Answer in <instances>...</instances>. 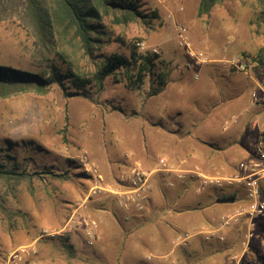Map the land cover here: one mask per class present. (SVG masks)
<instances>
[{
	"label": "rangeland",
	"instance_id": "374dc122",
	"mask_svg": "<svg viewBox=\"0 0 264 264\" xmlns=\"http://www.w3.org/2000/svg\"><path fill=\"white\" fill-rule=\"evenodd\" d=\"M136 1L142 16L128 23L104 19L94 54L80 55L78 63L94 70L95 63L112 52L129 58L134 46L140 51L157 48L154 53L171 68L165 93H154L153 73L140 88L131 87L129 76L136 75V67L130 59L102 86L93 81L78 89L66 79L65 85L55 84L46 94L30 91L0 98V163L34 173L21 180L0 178V264H9V255L17 247L34 242L37 254L21 264H57L43 259V248L50 247L61 258L70 254L78 259L82 251L68 249L65 239H38L42 229L64 226L76 208L92 217L98 207L93 205L103 198L112 202L115 197L109 189L136 163L154 168L167 156L185 167L231 175L258 141L264 105L254 103L252 92L264 88V17L256 2L224 0L209 14H200L201 0ZM180 27L187 29L192 49L202 52L206 61L180 44ZM137 42H144L146 49ZM233 59L244 70L231 64ZM0 64L37 72L48 66L65 72L68 66L56 54L50 59L37 55L32 32L15 19L0 22ZM232 117L237 121L226 129L225 121ZM164 176L161 183L156 182L153 203L146 212L164 209L166 197L178 195L164 190ZM184 193L185 205L173 203L171 209L191 210L201 222L206 221L205 211L196 209L217 201L218 195H233L229 201L234 202L221 211L210 209L215 218L246 203L242 190ZM211 194L215 198L204 199ZM255 221L248 249L242 244L248 219L241 218L229 228L231 264H264V215ZM108 238L104 236L102 243ZM110 239L108 243H113L115 237ZM75 241L80 244L81 240L76 237ZM221 242L227 244V236ZM83 244L80 248L85 250Z\"/></svg>",
	"mask_w": 264,
	"mask_h": 264
},
{
	"label": "trees",
	"instance_id": "16d2710c",
	"mask_svg": "<svg viewBox=\"0 0 264 264\" xmlns=\"http://www.w3.org/2000/svg\"><path fill=\"white\" fill-rule=\"evenodd\" d=\"M223 1L201 0L199 13L209 14ZM254 1L264 17V0ZM139 16H142V13L136 0H0V22L17 20L35 37L37 55L50 59L56 54L68 65L65 72L55 66H48L47 70L37 72L0 64V98L30 91L46 94L55 84L65 85L66 79H70L78 89H84L93 81L102 86L108 76L122 67H127L131 63L130 59L136 67V75L129 76V85L140 88L144 78L153 73L157 81L154 93L162 92L169 82L171 68L150 50L140 51L134 46L129 58L112 52L96 62L94 70L82 68L78 63L77 57L81 59L82 56L94 54L100 39L98 35L103 34L101 24L104 19L113 17L116 23H128ZM160 64V72H154V68ZM33 174L6 168L0 163V178L14 177L21 180ZM55 175L62 177V174ZM217 198L229 200L234 196L218 195Z\"/></svg>",
	"mask_w": 264,
	"mask_h": 264
},
{
	"label": "crops",
	"instance_id": "0c3cea01",
	"mask_svg": "<svg viewBox=\"0 0 264 264\" xmlns=\"http://www.w3.org/2000/svg\"><path fill=\"white\" fill-rule=\"evenodd\" d=\"M170 84L166 85L163 93ZM163 176L160 174L154 178L153 192H155L156 182L161 183ZM164 181L165 191L178 194L175 198L166 197L168 200H164V209L147 211L140 216L127 219L115 198L110 202L112 207H108L107 203H110L107 198H103L97 205H93L98 206L97 210L91 212L99 226L97 240L101 241L96 240L97 243L88 245L84 232H73L61 239L67 241L68 249L75 248L78 249L77 252L82 251V256L78 257L77 261L69 257L70 254L66 255L65 259L59 257L54 247L43 248L41 252L44 255L43 259L55 261L57 264H76V262L84 264H231L234 261V255H232L233 247L228 240L232 230L225 228L219 231L223 235L226 234L227 244L221 242L222 240H219L217 236L207 240L205 231L218 228L219 219L223 215L220 212L219 218L212 217L209 210L218 207L221 211L226 203L234 201L224 202L218 198L215 201L216 198L212 194V196H206L204 199L208 201L211 197L215 200L210 201L201 209H196L205 211L206 221L201 222L198 215L191 214V210L171 209L173 203L185 205L186 200L183 196L186 190L178 183L175 188L169 187L166 176H164ZM210 189L211 191L217 190L209 188L207 191ZM186 233H189L190 237L182 241L180 238ZM107 235L108 242L113 240L110 239V235L115 237L113 243H102L104 236ZM76 237L80 238V244L75 241ZM83 242L86 244L85 250L80 248V245H84ZM62 252L65 255L64 249Z\"/></svg>",
	"mask_w": 264,
	"mask_h": 264
},
{
	"label": "built area",
	"instance_id": "2783aa9c",
	"mask_svg": "<svg viewBox=\"0 0 264 264\" xmlns=\"http://www.w3.org/2000/svg\"><path fill=\"white\" fill-rule=\"evenodd\" d=\"M179 39L180 44L185 45L191 55L196 56L201 61H206L202 52H196L192 49L186 28H179ZM137 45L142 50L146 49L144 42H137ZM150 51L157 52L158 49L153 48ZM235 62L236 60L233 59L231 64H235ZM235 65L244 70L243 64L236 63ZM252 98L255 104L264 105V88L260 87L253 91ZM236 121L235 117L227 119L224 127L227 129ZM160 173L166 175V182L169 187L175 188L178 183L183 185L186 191L191 190L197 194H201L209 188L226 189L234 192L242 190L246 203L224 213L219 219L218 228L205 231V238L209 240L217 236L219 240H225V235L219 231L234 226L241 218H247L246 239L242 244L248 249L255 233V220L264 215V126L260 128L259 139L253 145L248 158L240 161L237 164L236 172L231 175L208 173L200 166L185 167L181 163L173 162L167 156L161 157L154 168L145 167L141 163L132 165L118 176L117 186L109 189L114 194L127 219L142 215L152 205L154 177ZM98 228V222L93 217L87 215L85 210L79 212V209L76 208L64 226L53 229L43 228L38 239L43 237L60 239L73 232L82 231L85 233L86 243L93 245L99 238ZM188 237L190 234L186 233L180 239L185 241ZM37 252L36 242L21 245L9 255V264H21L32 258Z\"/></svg>",
	"mask_w": 264,
	"mask_h": 264
}]
</instances>
